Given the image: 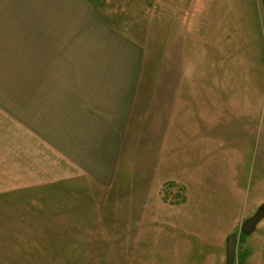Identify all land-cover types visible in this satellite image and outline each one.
I'll list each match as a JSON object with an SVG mask.
<instances>
[{
  "label": "rangeland",
  "instance_id": "374dc122",
  "mask_svg": "<svg viewBox=\"0 0 264 264\" xmlns=\"http://www.w3.org/2000/svg\"><path fill=\"white\" fill-rule=\"evenodd\" d=\"M88 1L118 28L132 25L136 30L131 36L145 37L141 40L146 42L145 66L154 82L160 80L159 85L173 95L175 83L185 90L186 78L192 77L200 100V33H194L197 43L188 54L185 47L191 25L187 20L200 19L201 0ZM12 3L26 7L42 0H0L1 18H8L3 10ZM19 13L14 22L0 20V97L4 99L1 104L12 110L24 103L10 100V94L22 92L10 78L24 77V70L11 69V61L18 62L19 68L25 66L24 51H38L36 43L41 38L37 27L42 12ZM25 22L35 30L28 27L27 33ZM24 25L22 32L15 30ZM9 32L13 40L8 45ZM14 41L19 45H12ZM244 49L234 54L235 68H227L225 75L239 82L236 101H227L226 110L220 109L219 123L210 126L212 138L198 152L204 135L196 133L202 138L188 150L189 159L180 156L184 150L170 155L173 161H201L190 165L187 174L197 176L196 181L200 178L197 183L203 180L206 188L194 191L204 194L187 198L185 181L174 179L161 186L159 181L144 182L145 189L130 187L131 182L120 181L119 175L106 191L82 180L0 195V264H228L226 237L231 234L236 247L230 264H264V216L250 234L240 231L242 221L264 207V65L261 68L255 61L259 56ZM190 58L193 76L186 74ZM226 59L229 65V54ZM261 60L264 63V55ZM149 136L144 134L142 141ZM146 146L141 151L151 149L156 157L157 135ZM144 159L139 157L136 162ZM154 164L151 171L145 163L130 165V169H145V176H156L173 168ZM231 168L237 188L228 175ZM225 198V204L221 203Z\"/></svg>",
  "mask_w": 264,
  "mask_h": 264
},
{
  "label": "crops",
  "instance_id": "0c3cea01",
  "mask_svg": "<svg viewBox=\"0 0 264 264\" xmlns=\"http://www.w3.org/2000/svg\"><path fill=\"white\" fill-rule=\"evenodd\" d=\"M21 10L42 12L37 27L41 38L38 51H24L25 66L19 68L11 61V69L24 70V77L10 78L22 92L9 98L24 104L5 108L0 97V195L82 180L106 191L119 175L120 181L131 182L130 187L145 189L144 182L159 181L161 186L174 179L185 181L191 194L187 198L204 194L194 191L205 187L203 180L197 183L200 178L196 181L197 176L187 174L190 165L201 161H173L170 155L184 150L180 156L189 159L188 150L202 138L196 133L204 135L197 146L202 151L212 138L210 126L219 123L220 109L226 110L227 101H236L239 82L225 77L227 68H235V53L242 47L252 50L259 56L256 63L264 65V0H201L200 19L187 20L191 23L187 54L197 43L194 33H200V100L192 77L186 78L185 90L175 83L173 95L159 85L160 80L154 82L145 66L146 42L141 41L145 37L138 29L141 40L131 36L136 30L132 25L118 28L88 0H42L26 7L6 4L3 15L8 18L0 20L14 22ZM28 24L27 33L28 27L35 30ZM25 25L15 30L22 32ZM6 37L9 45L13 34ZM187 62L186 74L193 76L194 61ZM144 134L150 136L142 141ZM156 135L158 155L153 158L151 149L141 150ZM231 153L237 155V150ZM139 157L145 158L143 163L136 162ZM154 162L173 168L156 176H145V169H130L145 163L151 171ZM228 175L235 180L233 168Z\"/></svg>",
  "mask_w": 264,
  "mask_h": 264
},
{
  "label": "water",
  "instance_id": "95a60500",
  "mask_svg": "<svg viewBox=\"0 0 264 264\" xmlns=\"http://www.w3.org/2000/svg\"><path fill=\"white\" fill-rule=\"evenodd\" d=\"M264 216V207H260L253 215L244 219L241 223L240 229L244 234H250L254 231L257 223ZM236 245V237L234 235H228L226 237V261L230 264L234 257Z\"/></svg>",
  "mask_w": 264,
  "mask_h": 264
},
{
  "label": "flooded vegetation",
  "instance_id": "af4514ba",
  "mask_svg": "<svg viewBox=\"0 0 264 264\" xmlns=\"http://www.w3.org/2000/svg\"><path fill=\"white\" fill-rule=\"evenodd\" d=\"M250 216H251V215H250ZM243 221H244V220H243ZM243 221H242V222H243ZM240 226H241V225H240ZM240 231H241V229H240ZM241 232H242V231H241ZM242 233H243V232H242ZM235 247H236V245H235ZM234 253H235V252H234Z\"/></svg>",
  "mask_w": 264,
  "mask_h": 264
}]
</instances>
